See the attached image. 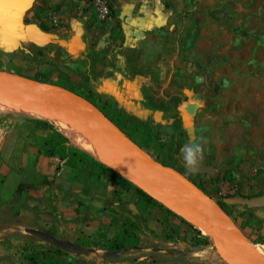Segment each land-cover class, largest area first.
<instances>
[{"label":"rangeland","instance_id":"1","mask_svg":"<svg viewBox=\"0 0 264 264\" xmlns=\"http://www.w3.org/2000/svg\"><path fill=\"white\" fill-rule=\"evenodd\" d=\"M70 1L36 0L37 3L32 7L42 5L44 10L38 15V21L34 20L46 24L48 13H66L68 4L64 3H70ZM198 1L195 4L193 2L184 12L186 15L203 14L200 15L202 19L199 21L198 51H191L188 56L190 62L196 60L200 65L198 75L195 71L193 72L198 76L200 83L195 84L190 80L192 87L189 89L197 91L199 107L189 126L193 134L191 141L204 142L203 160L200 164L213 167L216 171L215 175L198 174L186 168L182 163L181 149L188 141L184 137L182 125L177 120L169 126L160 128L152 127L148 123H137L139 130L134 137L140 142L144 140V134L152 132L155 144L148 148V153L161 162H171L177 170L183 172L184 176L198 183L202 191L217 206L225 209V214L242 234L251 243L260 241L261 243L257 245L264 250V244H262L264 243V210L248 209L238 202H226L227 199L242 200L264 192V0ZM226 3L228 4L224 5ZM31 10L34 11L32 8ZM223 11L225 14L220 15ZM95 18L94 24L103 28V23L96 16ZM148 44L144 53L146 60L154 58L159 48L157 44H152L149 48ZM26 75L35 78L31 74ZM76 75L80 76V83H82L85 78L84 72L78 70ZM47 81L56 82L51 79ZM58 83L67 86L70 90L83 91V88L68 85L63 79H60ZM85 96L99 110L105 109L104 103L91 96L89 92ZM35 119L42 118L17 111L0 110V140L8 136L9 143H15L12 145L14 147L12 163L15 161L19 163V160L24 159L25 156L33 162L36 156L44 155L43 151L38 153L40 142L37 139L44 133L41 130H31ZM58 129L65 134L61 126H58ZM126 130L128 131L129 127ZM68 139L72 145L79 146L75 140ZM172 140L177 143L176 150L173 152L170 150ZM159 145L163 148H159ZM84 151L87 152V150ZM53 157L58 159L56 156ZM86 174L87 170L79 174L78 178L81 181L87 180ZM52 178L32 185L34 190L49 186L54 181ZM104 180L106 179L94 181V188L99 189L95 185ZM116 180L133 195L136 194L133 188L119 179ZM32 183L30 177L23 179L21 186L24 187L18 190L13 189L10 204L20 213L21 205L29 203V212L26 214L29 219L28 223L39 230H45L49 222L39 217L38 213L42 211L39 206L43 203L45 207L43 210L48 211L47 213L51 212L53 207L56 210L60 207L68 208L69 197L67 192L61 189L59 190L61 195L55 193L54 196L50 194L44 199L38 198L36 192L32 194L29 189ZM82 184H84L83 181ZM135 200L137 202L130 198L128 203L134 204L137 216H130V212H127V216L122 213V210L126 208H122L124 202L121 201L119 195H116L115 200L107 199V204L100 207L101 209L98 206L97 209H100V212L107 211L103 213L105 216L103 222L116 227L113 231L117 232L112 241L100 246L98 253L78 255L64 251L55 257V263L123 264L121 261H124V264H134L131 259L145 255L151 249H158L166 254L184 255L186 249L190 248L198 251L193 256L198 264H225L216 255L212 242L201 236L203 234L200 230L183 224L157 207L151 209L156 208L166 218L159 220L154 216V219H158V228L156 230L149 228L150 220L148 216L142 214V208L146 206L142 205L138 196ZM71 205L72 214L76 212V215H79L80 213L82 220L84 218L82 213L85 211L83 210L84 201L73 202ZM56 216L60 218V224L67 227L66 217L59 214ZM106 216L109 217V222L106 221ZM66 235L69 234L64 232L63 237L65 238ZM72 239L75 240L72 242L86 248L92 249L99 246V242L87 240L75 234H72ZM136 245L142 247L138 252H135ZM23 246L26 254L21 252L20 248ZM129 246H132L131 250ZM52 247L53 245L46 242L25 238L19 246L18 252H21L19 260L27 261L25 258L28 257V252L43 253L46 249L54 251ZM114 247L119 250L125 249L126 252L117 258L103 256L107 251H118ZM114 259H118L119 262H113ZM26 264L31 263L27 261Z\"/></svg>","mask_w":264,"mask_h":264},{"label":"crops","instance_id":"2","mask_svg":"<svg viewBox=\"0 0 264 264\" xmlns=\"http://www.w3.org/2000/svg\"><path fill=\"white\" fill-rule=\"evenodd\" d=\"M72 2L64 3L68 4L66 13H55L61 27L45 32L39 28L31 10L36 0H0V68L53 81L66 75L68 85L86 87L91 96L114 106L140 124L160 128L169 126L175 119L180 120L184 137L190 142L193 134L189 125L199 107L197 91L189 89L192 87L190 80L200 83L196 76L200 65L196 60L190 62L188 56L191 51H198L199 21L203 14L186 15L184 12L193 2L199 1L117 0L114 20L103 24V28L94 24L95 14L89 8ZM223 14L224 11L220 15ZM147 44L149 48L152 44L159 47L156 56L149 60L144 56ZM78 70L84 72L82 83L76 75ZM7 137L0 140V210L9 207L13 189L25 178H32L29 189L41 199L50 194L61 195L59 190L63 189L69 197L68 208L56 210L53 207L47 213L43 203L39 206L42 211L38 215L49 214L54 218V221H48L44 231L69 242L74 240L72 234L99 242L97 248H88L91 254L98 253L100 246L112 241L117 234L113 231L116 227L103 222V213L107 211L100 212L107 199L115 200L119 195L124 202L122 208H126L122 213L137 216L134 204L128 203L130 198L136 201L137 195L115 178H106L96 184L99 189H95L94 181L85 179L82 184L78 178L81 173L62 165L53 156L38 155L33 162L25 156L19 163H12V145L15 143L10 144ZM50 177L54 181L49 186L34 190L32 185ZM78 201L85 204L82 220L80 213L72 214L71 204ZM28 212L20 210L19 215L26 217ZM57 214L66 217L67 227L60 224ZM142 214L148 216V226L153 230L158 228V219L166 218L156 208L144 207ZM64 232L69 234L65 238ZM23 239L9 237L5 231H0V264L27 263L19 260L22 248L20 253L18 251Z\"/></svg>","mask_w":264,"mask_h":264},{"label":"water","instance_id":"3","mask_svg":"<svg viewBox=\"0 0 264 264\" xmlns=\"http://www.w3.org/2000/svg\"><path fill=\"white\" fill-rule=\"evenodd\" d=\"M8 95L18 98L25 108L42 119L46 113L56 114L88 133L107 157L108 162L103 164L186 223L201 229L225 264H264V255L201 189L176 169L156 161L91 103L65 89L0 70V96ZM199 167L204 170L198 168L196 173L215 175L213 167L203 164ZM226 202L264 210V195ZM39 217L54 221L49 214ZM25 233L69 253L87 255L91 251L48 231L28 228ZM125 252V249L107 251L103 256L117 258Z\"/></svg>","mask_w":264,"mask_h":264},{"label":"trees","instance_id":"4","mask_svg":"<svg viewBox=\"0 0 264 264\" xmlns=\"http://www.w3.org/2000/svg\"><path fill=\"white\" fill-rule=\"evenodd\" d=\"M41 6L42 5L32 7V9L34 10L33 12H34L35 19H37L38 15H40L44 10ZM38 26L42 31L48 32L50 30V28L43 22H39ZM0 70L2 69L0 68ZM25 77H28V76H25ZM28 78L65 89L83 98L87 102L91 103V101L85 96V94L88 92V89L86 87H83V91H81L80 89L70 90L67 86H62L58 83L60 79L65 80L67 78L66 75H60L59 79L56 82L47 81L45 77H38V78L28 77ZM91 104L94 105L93 103ZM104 107L105 109L104 110L100 109V111H102L103 114H105L116 126L119 127V129H121L124 132L126 136H128L140 148L148 152V148L151 145L155 144V140H154L155 137L152 132H147L146 134H144V140L140 142L135 139L134 135L139 130V125H138L139 123L134 118H131L123 114L122 112L118 111L114 106L108 103H104ZM175 120L180 122V120L178 119H175ZM127 127H129L128 131L126 130ZM31 130L33 131L41 130L44 133L43 136L37 137L38 141L40 142L38 153L43 151L45 156H48V157L56 156L62 165L68 168H72L78 171L79 173H82L85 170H87L86 178L88 180L97 182V181H100L106 178L119 179L123 181L126 185H128L129 187L135 190L139 198V201L142 203V205L148 208L157 207L163 210L164 212L174 216L176 219H178L183 224H186L194 228V226L186 223L180 217H177L176 215H174L168 209L163 207L161 204H159L158 202L153 200L151 197L143 193L133 184L123 179L120 175H118L116 172L111 170L108 166L103 164L102 163L103 161L99 158V156L94 152V150L90 147V145L86 141H84L82 138L77 137L62 128V130L65 132L64 134L58 129L57 126H55L53 123L45 119H35L33 123V128ZM67 137L75 140L79 144V146L72 145ZM176 145L177 143L174 140H172L171 146H170L171 152L175 150ZM159 148H163V147L159 145ZM84 150H87V152H85ZM151 157L153 156L151 155ZM154 159L156 161H159L156 158ZM159 162L165 166H169L171 168L176 169L171 162H161V161ZM58 169L59 167L57 168V170ZM177 171L183 174V172H181L180 170H177ZM20 187H21V184L18 185L17 190ZM198 188L201 189L200 187ZM258 195H264V192ZM220 207L225 212V209L222 206ZM21 210H23L24 212L29 210L27 203L21 205ZM28 221L29 219L27 217L19 215V213L14 209L12 204H10L6 210H0V231H5L6 235L9 237H21L24 239L31 238L33 240L40 241L25 233L26 229L33 228V226H31L28 223ZM197 232L201 235L199 231ZM201 236L205 238L206 240H208L207 237L203 235ZM253 243L258 244L261 242L253 241ZM136 247L137 248L135 252H138L142 248V247H138V245H136ZM52 248L54 249V251H50L46 249L43 253H38L35 251L30 252V253L28 252L29 255L28 257L25 258V260H27L31 264H57L55 263V257L59 256L60 253H64V251L54 246ZM131 248L132 246H129L130 250ZM114 249L119 250V248L117 247H114ZM22 251L24 254H26V250L24 246L22 247ZM110 251H113V250H110ZM197 252L198 251H194L189 248V249H186V252L184 255H172V254H166L164 251H160L158 249H151L149 250V253L142 255L140 257L133 258L131 260L134 264H198L196 259H194L193 257ZM113 262H119V260L114 259ZM121 263L124 264V261H121Z\"/></svg>","mask_w":264,"mask_h":264},{"label":"bare ground","instance_id":"5","mask_svg":"<svg viewBox=\"0 0 264 264\" xmlns=\"http://www.w3.org/2000/svg\"><path fill=\"white\" fill-rule=\"evenodd\" d=\"M0 110L2 111H17L19 113H24V114H30L33 116H36V114L30 110H28L27 108H25L20 101L18 100V98H16L13 95H8V96H0ZM44 118L48 121H50L51 123H53L55 126H61L63 129H65L66 131H68L69 133L82 138L84 141H86L90 147L94 150V152L101 158V160L104 163H107V157L105 156L102 147L100 146V144L94 140L88 133H86L84 130L80 129L78 126H76L74 123L66 120L65 118H62L56 114H52V113H46L44 115ZM199 169L202 171L204 170L203 167H199ZM198 230H200L202 232L203 235H205V233L198 228ZM210 239V238H209ZM252 246L261 254L264 255V250L262 249V247L258 246L257 244H252Z\"/></svg>","mask_w":264,"mask_h":264},{"label":"built area","instance_id":"6","mask_svg":"<svg viewBox=\"0 0 264 264\" xmlns=\"http://www.w3.org/2000/svg\"><path fill=\"white\" fill-rule=\"evenodd\" d=\"M73 3H80L82 6L89 8L103 24H109L114 20L113 11L117 0H71ZM46 25L50 29L61 27L58 16L54 13H48L46 16Z\"/></svg>","mask_w":264,"mask_h":264},{"label":"clouds","instance_id":"7","mask_svg":"<svg viewBox=\"0 0 264 264\" xmlns=\"http://www.w3.org/2000/svg\"><path fill=\"white\" fill-rule=\"evenodd\" d=\"M182 163L189 170H198L201 161L203 160L204 142L190 141L181 149Z\"/></svg>","mask_w":264,"mask_h":264},{"label":"flooded vegetation","instance_id":"8","mask_svg":"<svg viewBox=\"0 0 264 264\" xmlns=\"http://www.w3.org/2000/svg\"><path fill=\"white\" fill-rule=\"evenodd\" d=\"M189 180H191L192 182H194L192 179H189ZM198 187H200L201 188V186L198 184V183H196V182H194Z\"/></svg>","mask_w":264,"mask_h":264}]
</instances>
